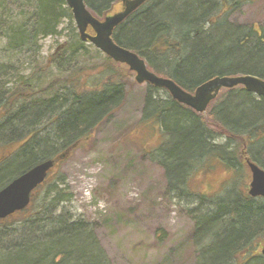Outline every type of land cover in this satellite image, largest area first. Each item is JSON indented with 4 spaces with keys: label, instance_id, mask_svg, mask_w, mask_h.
Wrapping results in <instances>:
<instances>
[{
    "label": "trees",
    "instance_id": "16d2710c",
    "mask_svg": "<svg viewBox=\"0 0 264 264\" xmlns=\"http://www.w3.org/2000/svg\"><path fill=\"white\" fill-rule=\"evenodd\" d=\"M119 1L85 0L99 19L106 17ZM228 2L148 0L117 28L114 40L121 47L137 53L157 75L172 79L189 93H194L199 86L217 77L251 75L264 79V31L258 37L251 28L244 32L238 29L233 33L228 26L217 30L218 38L205 36L208 25L215 26L220 22V8ZM24 5L32 8L30 1L24 2ZM34 9V16H27V13L26 17L18 16L26 20L25 25L20 26L22 30H8L11 40L9 51L22 54L28 51L33 53V50V57L38 60L41 58L40 49L35 46L37 39L57 36L62 21L71 24L75 21L65 0H35ZM6 27L11 30L12 26L1 20L0 28ZM76 31L69 42L52 55L53 64L59 66L60 70L58 78L46 87L43 86V79L47 66L37 63L39 61L33 62L35 71L23 78L32 86L24 98L10 97V92L14 90L7 84L10 75L1 76L10 71H5L8 70L7 66L0 68V110L5 109L6 117L0 124L2 137L25 125L31 117L33 129L43 124L49 126L47 146L39 143L33 147V152L21 154L19 165L8 169L16 170L11 178H17L38 164L52 160L59 151L82 144L127 100L126 88L132 76L129 68L105 56L90 43L82 42ZM88 32L94 34L91 29ZM257 59L263 61L257 65L262 68L259 71L251 69V64ZM233 64L240 68L229 69ZM85 77L92 82L97 80L103 83V88L87 90L84 81L88 80ZM150 87L152 91L147 95L143 122L152 117L153 123L170 139L172 133L168 132V127L172 125L176 132L174 142L177 151L175 157L169 156L165 154L164 145L159 157L155 158L153 153L151 156L165 169L172 192L179 197H196L198 205L193 214L212 204V214L203 212L199 216L200 232L207 224L217 221L218 232L221 231L224 239L216 241L209 237L202 243L195 241L200 246L199 253L209 251L207 255H202V264H231L237 254L256 242L259 244L264 236V198L249 196L245 169L248 168L245 158L254 157L256 152L251 153L250 147L264 142V120L255 123L248 118L252 106L264 107V98H261V102H254L253 99L250 102L248 97L254 94L242 86L224 89L204 116L173 101L170 96L166 101L158 102V94L164 90ZM234 95L241 98L244 105H249L246 109L248 113L231 115L228 108L232 102L230 96L235 99ZM61 98L65 100L63 105L58 104ZM225 112L227 117L222 115ZM235 117L246 118V123L239 127ZM163 119L168 121L166 128ZM4 126L6 128L2 130ZM218 136L224 138L226 143L219 145ZM45 150L47 154H44ZM202 151V154L196 155ZM167 160L173 162L175 168H167ZM214 163L222 164L232 173V177L225 182L219 195H200L193 190L191 179L197 172H210ZM183 165L187 167L184 168L181 183L175 185L169 172H175ZM231 192L234 198H231ZM43 194L41 198L45 197L42 200L35 195L29 208L11 217L19 216V220L13 222L22 229L19 235L15 225H6L9 218L0 221V264H100V258L93 254L98 244L93 231H88L85 223L74 220L62 208L64 203L70 201L62 196V190ZM234 231L235 237L232 236ZM16 235L25 238L12 241ZM5 239L11 242L4 243ZM253 258L250 256L248 259Z\"/></svg>",
    "mask_w": 264,
    "mask_h": 264
},
{
    "label": "rangeland",
    "instance_id": "374dc122",
    "mask_svg": "<svg viewBox=\"0 0 264 264\" xmlns=\"http://www.w3.org/2000/svg\"><path fill=\"white\" fill-rule=\"evenodd\" d=\"M27 1L32 3V8L24 5ZM1 3L9 14L4 15V18L1 17L0 21L12 26L11 30L8 29L9 27L0 28V68L7 66L8 70L5 71H10L7 74V76L10 75L7 84L12 82V76L27 78L35 71L33 62L39 61L37 63L47 66L43 79V86L46 87L52 80L58 78V69L60 70L53 61L48 64V60H52V55L60 46L69 42L70 36H73L76 30L78 33L75 22L71 24L68 21H62L57 36L38 38L35 46L40 49L41 59L37 60L34 58L33 50V53L28 51L22 54L15 50L9 51L11 40L8 33V30L12 31L25 25L26 20L18 16L26 17V13L27 16H34L35 0H4V3L3 1ZM207 6L209 7V4ZM117 9L118 4L112 10ZM220 11L222 13L220 22L215 26L208 25L205 36L218 38L217 30L228 26L233 29L232 31L241 29L244 32L253 26L264 31V0H229L227 5L220 8ZM29 21H31L30 18ZM261 62L263 61L257 59L254 64H251V69L261 70L262 68L257 67L258 64L261 65ZM228 68L236 70L240 67L233 64ZM131 73L124 105L94 129L91 136L68 158L56 165L49 180L39 189L36 196H40L42 200L45 197L43 193L62 190V196L70 200L64 203L62 208L74 220L85 223L88 231H93L98 243L93 254L100 258V264H202V255H207L209 251L199 253L200 246L197 243H202L209 237L221 241L224 235H221V231L218 232L219 222L217 221L207 224V227L200 232L199 216H202L203 212L209 215L211 211H214L212 204L206 203V206L193 214L192 211L198 205L196 197H179L172 192L165 169L152 158V153L155 158L161 155L164 145L165 154L175 157L176 132L172 125H169L168 132L172 133V139H170L153 123L152 117L143 122L147 95L152 89L147 84H138L135 81V73ZM85 79L88 80L84 81L87 90L103 88V83L97 80L92 82L86 77ZM158 96V102L169 98L164 91ZM230 98L232 102L230 99L228 109L231 110V115L248 113L246 109L249 105H244L241 98H237V95L235 99L233 96ZM251 99L254 102H261V98L256 95L248 97L250 102ZM64 101V98H61L58 104L63 105ZM222 115L227 117L226 112ZM248 118L255 123L264 120L263 105L252 106ZM163 120L165 122V119ZM234 120L238 122L239 127H242L247 119L235 117ZM32 121L33 117L29 119V123ZM167 122H165V128ZM42 128L43 126H38L35 129ZM43 137L44 133L39 134L33 141V147L41 144ZM217 143L223 145L226 141L218 136ZM254 150L256 151L254 157L250 159L264 169V142L250 147L251 153ZM20 159V153L15 154L8 159L5 166H10L9 169L15 168L19 165ZM166 165L169 169L175 168V164L168 160ZM213 165L210 172H197L191 179L193 190L200 195L206 194L210 197L219 195L225 182L232 177V173L222 164L214 163ZM245 165L247 166L246 162ZM186 167L187 165H183L175 172H169L170 179L175 185L181 183ZM245 169L247 190H249L251 174L249 168ZM15 171H3L0 183H4L13 176ZM41 194H43L42 198ZM231 194V198H234V194L232 192ZM256 205L258 207V203ZM18 217H10L6 225L13 224L14 221L19 220ZM13 225L16 230L18 229L17 235H19L22 229L16 223ZM17 235L12 241L25 238V236ZM198 235L199 239L196 238ZM235 235L236 231L232 233L233 237ZM261 240L259 244L256 242L243 253L237 254L231 264H264V258L261 255L264 249V236ZM7 242L11 240L5 239L4 243ZM250 256L254 258L248 259Z\"/></svg>",
    "mask_w": 264,
    "mask_h": 264
},
{
    "label": "water",
    "instance_id": "95a60500",
    "mask_svg": "<svg viewBox=\"0 0 264 264\" xmlns=\"http://www.w3.org/2000/svg\"><path fill=\"white\" fill-rule=\"evenodd\" d=\"M65 1L72 10L82 42L92 44L116 63L129 67L130 71L135 73V81L138 84H147L167 91L172 100L192 109L197 114H205L210 104L223 89L230 90L242 86L247 92L259 98H264V79L251 75L217 77L199 86L194 93H189L172 79L161 77L152 72L146 61L137 53L118 45L114 40L115 31L148 0H122L118 4V9L109 12L103 20L96 18L87 9L84 0ZM120 6L121 8H119ZM89 28L94 35L88 32ZM77 147L78 144L72 146L59 157V160L63 161L68 158ZM54 166V160L45 161L21 175L0 191V221L17 212H22L30 206L33 192L46 181ZM247 166L251 172L249 196L264 198V169L251 160H247ZM262 256L264 257V249Z\"/></svg>",
    "mask_w": 264,
    "mask_h": 264
},
{
    "label": "flooded vegetation",
    "instance_id": "af4514ba",
    "mask_svg": "<svg viewBox=\"0 0 264 264\" xmlns=\"http://www.w3.org/2000/svg\"><path fill=\"white\" fill-rule=\"evenodd\" d=\"M84 2H85V0H84ZM3 3H4V1H3ZM85 4H86V2H85ZM1 8L3 9V11ZM87 9L90 10V8L88 6H87ZM223 13L225 14V11ZM6 14H9V13H7V10H4V7H3L1 0H0V18L1 17L4 18V15H6ZM251 29L257 33L258 37L262 36L263 30L255 27V26L251 27ZM60 48L61 47H59L57 51H59ZM50 63H52V60H48V64H50ZM2 76H7V75H2ZM23 78H25V77L24 76H19V77L15 76L13 81L8 85L11 88H14V90L10 92L11 96H10V93H8L10 97L15 99L17 97L24 98V96H27L28 90L32 86L30 84H28L27 81H24ZM20 103H22V101ZM16 104H18V102H16ZM0 105H2V103H0ZM2 114H3V116L1 117ZM4 115H5V109L1 108V110H0V124L3 122L4 119H6V117H4ZM13 121H14V118H12L11 122H13ZM5 128H6V126H4V128L2 130H4ZM12 132H10L11 134L10 133L5 134L4 137H2V134H0V173L9 169L10 166L7 167V165L5 166V164L8 161V159L12 158L15 154L20 153V155L21 154L23 155L25 153H29V152L31 153V151L33 152V141L39 134L44 133V137L40 141V142L43 141L41 144H46L47 143L46 141H48V139H49V126L48 125H43L42 130L33 129L32 123H29L28 119H27V123H25V125L18 127L17 130H12ZM0 133H1V131H0ZM46 146H47V144H46ZM63 151L57 152V154L53 158V160L57 161L58 157L63 153ZM44 154H47V150L44 151ZM247 160H249V159L245 158V162ZM57 164H55V167ZM55 167L51 170V172H49V175H48L45 183L43 185H41L40 187H38L33 192L32 200H33L34 196L36 195V193L38 192V190L40 188H42L47 183V181L49 180V177H50L51 173L54 171ZM20 176H18V177H20ZM15 179L16 178L9 177L4 183H0V191L3 190L4 188H6L9 184H11L12 181H14Z\"/></svg>",
    "mask_w": 264,
    "mask_h": 264
},
{
    "label": "bare ground",
    "instance_id": "6f19581e",
    "mask_svg": "<svg viewBox=\"0 0 264 264\" xmlns=\"http://www.w3.org/2000/svg\"><path fill=\"white\" fill-rule=\"evenodd\" d=\"M18 28V27H17ZM21 29V28H20ZM22 30V29H21ZM233 33H236V31H232Z\"/></svg>",
    "mask_w": 264,
    "mask_h": 264
}]
</instances>
